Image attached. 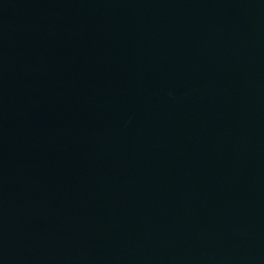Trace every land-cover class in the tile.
Segmentation results:
<instances>
[{"label": "water", "instance_id": "95a60500", "mask_svg": "<svg viewBox=\"0 0 264 264\" xmlns=\"http://www.w3.org/2000/svg\"><path fill=\"white\" fill-rule=\"evenodd\" d=\"M0 264H264V0H0Z\"/></svg>", "mask_w": 264, "mask_h": 264}]
</instances>
